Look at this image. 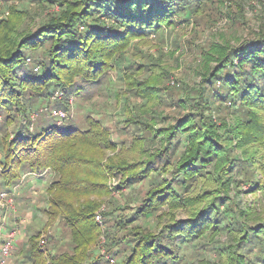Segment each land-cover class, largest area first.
<instances>
[{"label": "trees", "instance_id": "16d2710c", "mask_svg": "<svg viewBox=\"0 0 264 264\" xmlns=\"http://www.w3.org/2000/svg\"><path fill=\"white\" fill-rule=\"evenodd\" d=\"M10 1L43 6L50 0H0L9 10V17L0 19V112L21 108L24 100V115L56 89L71 98L77 88L75 76L82 79V90L84 86H100L135 40L144 42L149 35L156 37L183 21L192 22L198 33L210 19L222 17L220 0H65L61 14L45 20L34 31H25L20 24L27 11H19ZM235 1L227 0V9L238 7ZM261 7L257 33L237 43L209 41L207 49L201 51L200 82L185 98L177 97L176 107L188 113L174 125L156 133L151 124L141 120L148 113L128 116L131 125L145 126L147 135L133 138L127 150L121 147L113 157L106 156V151L115 152L117 145L108 131L91 121L89 129L41 121L32 134L17 128L12 140L2 139L0 179L4 188L18 183L26 171L38 174L50 167L59 173L46 189L49 208L45 213L50 224L58 223L48 239L52 250L37 246L35 232L28 239L21 264H101V256L92 248L99 233L94 214L101 201L91 197L109 193L110 174H120L123 187L130 178L150 176L158 164L169 167L167 159L177 156L181 140L186 144L175 159V171L186 194L176 195L168 184L146 192L135 218L147 220L165 207L168 212L157 217L158 233H134L136 239L127 243L129 252L122 255L119 264H179V243L201 241L208 233L213 237L221 230L234 241L232 247L226 244L219 248L217 255L224 257L221 264H264V220L257 222L263 217L246 225L240 219L246 217L243 212L236 213L232 207L219 211L226 199L208 189L213 184L224 193L246 170L242 162L231 157L232 147L219 143L224 134L230 143L235 140V147L247 155L245 161L264 176V5ZM236 15L242 16L240 11L226 15L232 25L238 21ZM38 52V70L33 72L25 61L28 54ZM157 66L140 64L124 77L126 88L147 102L144 111L158 100L162 70ZM145 70L153 76L139 81L135 75ZM234 105L246 119L231 125L222 120L217 125L215 120ZM5 121L10 123L7 117ZM160 133L165 144L147 150ZM251 185L254 192L262 188L256 182ZM177 211L184 212L186 218L175 219ZM162 216L167 217V223L159 220Z\"/></svg>", "mask_w": 264, "mask_h": 264}, {"label": "rangeland", "instance_id": "374dc122", "mask_svg": "<svg viewBox=\"0 0 264 264\" xmlns=\"http://www.w3.org/2000/svg\"><path fill=\"white\" fill-rule=\"evenodd\" d=\"M64 1L50 0L49 3L43 6L29 1H10L9 3H12L19 11H27V15L21 21L20 28L25 31H34L45 20L61 14L65 8ZM220 1L219 10L222 17L216 21L210 19L203 30L198 33H195V26L192 22L183 21L176 24L173 28L162 31L156 37L153 34L149 35L148 40L144 42L133 41L130 47L118 58L112 70L102 79L100 86L96 88L84 86V90H82L80 87L84 83L81 82V78L75 76L74 84L77 85V88L74 89L71 98L67 97V94L61 89H56L51 92L48 98L42 99L41 103L38 102L31 108L29 107L27 115L23 114L26 108L24 100L21 101V108L12 112L9 109L1 111L0 143L2 139L12 140L17 128L24 132L26 131L25 133L32 134L36 128H39L41 121H53L56 124H62L63 122H66L65 124L73 123V125L81 129H89V122L91 121L98 123V125L108 131L110 139L116 143L117 150L115 152L106 151V156L113 157L121 147L127 150L133 138L147 135V128L141 124L137 126L131 125L128 122L130 119L128 116L134 118L136 113H148L141 120L151 124L152 130L156 133L174 125L178 119L188 113L187 109L176 107V100L177 97L185 98L191 93V89L198 86L200 78L197 70L202 59L201 51L205 48L207 49L208 42L227 41L229 43H237L251 37V33H257L258 31V18L262 15L260 12L264 3H258V0H236L235 3H237L238 7L229 10L226 7L227 0ZM232 11L234 14L240 11V14H242L240 18L236 15L238 21L234 25L226 17ZM8 17L9 10L7 6L0 2V19L6 20ZM40 53L28 54L29 58L25 61L26 65H28L26 67L32 68L33 72L38 70L35 60L38 59L36 55ZM140 64L158 65L159 70H162V76L157 84L159 89L158 100L151 105L150 110L145 111L143 108L147 104L145 99L136 96L133 91L128 90L124 85L125 75L135 72ZM135 76L139 81H146L153 75L152 72L145 70ZM172 82L175 84L173 85ZM237 110L238 105L231 106L224 110V113L221 114V119H216L215 113L212 114L216 119L217 125L222 120L231 125L237 119L239 121L246 119V115L237 113ZM5 117L9 119V124H6ZM152 117H155V119L150 120ZM27 127L28 130H26ZM64 130L67 131L69 129L64 128ZM155 141L153 145L147 147V150L153 151L155 148L162 147L165 144L164 135L162 133L157 134ZM234 141L232 143L227 141L224 134L219 143L226 147L231 146V157L242 162L246 170L241 172V177H235L231 181L226 192L223 193L219 187L213 184L209 185L208 189H214V195L225 197L226 202L219 206V211L226 212L232 207L236 213L243 212L246 215V217L240 218L242 222H247L246 225H253V222L258 217H263V219L257 221L261 223L264 220V176L252 167L251 162L245 161L247 155L243 154L242 149L235 147ZM184 144H186L184 140H181L180 148L175 158H166L171 163L169 167H163L162 164H158L150 176L138 178L137 180L130 178L127 185L123 187L120 184L122 176L120 174H110L107 177L109 193L101 198L91 197V199L101 201L99 208L94 214V221L97 224L99 233L96 242L92 246L93 250L98 251L97 254L99 256L102 255L101 264H107L106 257L113 258L114 264H119L122 260V255L129 252L127 243H131V241L133 242L136 239L134 233H158L160 230V227L158 228L157 226V217L167 213V207L160 209L153 217L147 220L135 218L136 207L141 199L145 197L147 191L160 185L168 184L176 195L184 196L186 194L181 186L182 179H177L175 171V159L181 154ZM252 150L251 152L254 154V149ZM2 158L3 152L0 148V161ZM249 165L251 167H248ZM207 169H211V166ZM45 170L47 171L45 172ZM45 170L38 173L42 175V177H39L40 180L42 179L40 181L42 184L41 189H44V187L47 189V186L59 177V173L52 168L49 167ZM27 174L31 175L32 172H24L20 181L9 188L1 186L0 179V193L6 192L7 194L3 200H0V243L7 238L10 231L15 230L16 232L14 237L15 245L8 258L9 264L22 263V253L31 236L28 235V238L26 236L24 237L25 239L17 242L18 232L20 233L21 230H28L30 233L38 232L37 246L40 247L39 242L44 240L45 245L42 247L51 251L52 248L48 244V239L51 234L55 233L58 226L57 222L50 224L45 213L49 208L47 190L43 194L42 192H36L37 190L34 192L30 191L29 186L26 187L28 184L26 180L30 177ZM251 179L252 182L249 183L248 180L251 181ZM173 180H177L176 184L173 183ZM254 182L262 186L255 192L251 191V183ZM217 191L220 193L217 194ZM6 204L13 208L6 212L4 210L7 206ZM34 212V216H30ZM175 215V219L186 218V214L182 211H177ZM159 220L167 223L166 216H162V219L159 217ZM228 220L227 218L226 223H228ZM118 225H120V228ZM108 234L109 237H107ZM211 236V233H208L204 240H198L193 243L180 244L178 242L180 246L179 264H221L224 257L217 255V253L221 252L219 248H224L226 244L232 247L234 241L232 242L231 235L225 233L224 230H221L213 237ZM64 237L65 234L60 237L61 240ZM118 251H120L121 256L120 254H115ZM222 254L227 258L226 254ZM257 254L260 253L257 251ZM252 257L254 260L255 256Z\"/></svg>", "mask_w": 264, "mask_h": 264}, {"label": "built area", "instance_id": "2783aa9c", "mask_svg": "<svg viewBox=\"0 0 264 264\" xmlns=\"http://www.w3.org/2000/svg\"><path fill=\"white\" fill-rule=\"evenodd\" d=\"M258 3H264V0H258ZM172 84L174 85L175 83L172 82ZM46 171L47 170H45V172ZM32 175H34L35 177H40V176L42 177V175H40V174H32ZM6 196H7L6 192L0 193V200H3V198H5ZM6 205H7L6 208L5 209L3 208L6 212L9 211V209L13 208L12 206L10 207L9 204H6ZM15 233H16L15 230L10 231L7 238L3 239L2 242L0 243V264H9L8 258L10 257L12 250L14 248V245H15V240H14ZM39 243H40L41 249H44V247H42V246L45 245L44 244L45 241L41 240ZM101 257H102V255H101ZM106 263L107 264H114L115 261L113 258L106 257Z\"/></svg>", "mask_w": 264, "mask_h": 264}, {"label": "crops", "instance_id": "0c3cea01", "mask_svg": "<svg viewBox=\"0 0 264 264\" xmlns=\"http://www.w3.org/2000/svg\"><path fill=\"white\" fill-rule=\"evenodd\" d=\"M33 174V173H32ZM29 175V174H27V176L29 175L30 177H29V181L28 180H26V182L28 183L27 185H26V187H28L29 186V189H30V191L32 190L33 192L34 191H36V192H38V193H41L42 192V194H43V192L44 191H46V189H45V187H44V189H41V187H42V184L40 183V181L42 180H40L39 179V177H35L34 175ZM20 184V183H19ZM19 186H21V185H19ZM34 214H35V212L34 213H31V215L30 216H34ZM33 233H30V232H28V230H24V231H22L21 230V232L19 233L18 232V236H17V239H16V241L17 242H20V241H22V239H25L24 237H26V238H28V235H32ZM20 235H22V236H20Z\"/></svg>", "mask_w": 264, "mask_h": 264}]
</instances>
